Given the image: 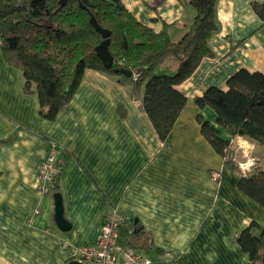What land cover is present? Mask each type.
<instances>
[{
  "label": "crops",
  "instance_id": "crops-1",
  "mask_svg": "<svg viewBox=\"0 0 264 264\" xmlns=\"http://www.w3.org/2000/svg\"><path fill=\"white\" fill-rule=\"evenodd\" d=\"M121 2L156 32L169 25L175 42L196 15L185 0ZM254 2L264 4L217 0L220 30L209 40L214 56L180 86L187 106L164 141L132 78L87 70L71 102L50 121L0 49V264L79 260L81 248L97 244L111 208L122 216L119 246L132 247L147 264L249 262L235 239L252 223L264 227V207L239 189L241 173L227 167L202 134L198 115L217 127L216 116L195 100L213 86L227 90L241 69L264 73V23ZM54 149L58 175L52 192L43 194L38 167ZM55 193L69 231L55 222Z\"/></svg>",
  "mask_w": 264,
  "mask_h": 264
},
{
  "label": "trees",
  "instance_id": "trees-1",
  "mask_svg": "<svg viewBox=\"0 0 264 264\" xmlns=\"http://www.w3.org/2000/svg\"><path fill=\"white\" fill-rule=\"evenodd\" d=\"M185 1L196 15L175 42L169 25L154 31L121 0H0V49L22 72L24 91L36 93L40 114L50 121L71 102L87 70L130 79L139 73L134 94L164 141L187 106L180 86L205 58L214 56L209 40L220 30L217 0ZM252 7L264 23V4L254 2ZM92 18L110 32L107 38ZM105 40L113 57L111 68L96 51ZM172 65L176 69L167 72ZM195 102L215 114L217 127L198 115L201 132L232 169L238 170L231 139L241 137L264 147V73L241 69L228 79L227 90L210 87ZM239 189L264 207V168L241 173ZM235 241L248 255L247 264H264V227L252 223Z\"/></svg>",
  "mask_w": 264,
  "mask_h": 264
},
{
  "label": "built area",
  "instance_id": "built-area-1",
  "mask_svg": "<svg viewBox=\"0 0 264 264\" xmlns=\"http://www.w3.org/2000/svg\"><path fill=\"white\" fill-rule=\"evenodd\" d=\"M133 81L139 80L140 74L134 72ZM246 140L238 137L237 144L245 149ZM247 157V155H246ZM253 158L240 163L239 167L242 175L247 176L248 171L254 165ZM56 150L54 149L38 167V189L43 194H50L56 182L58 171L55 166ZM212 178L218 181L221 178L220 172H213ZM122 216L117 208H111L107 213L103 223L97 244L92 247H83L78 252V257L84 264H147L145 259L138 251L131 247L121 248L118 244Z\"/></svg>",
  "mask_w": 264,
  "mask_h": 264
},
{
  "label": "water",
  "instance_id": "water-1",
  "mask_svg": "<svg viewBox=\"0 0 264 264\" xmlns=\"http://www.w3.org/2000/svg\"><path fill=\"white\" fill-rule=\"evenodd\" d=\"M92 23L95 28L103 34L105 38L110 35V32H106L104 29L100 28L99 25L96 23L95 19L92 18ZM97 54L106 68H111L113 66V57L109 52V41H103L97 48ZM55 200V222L58 228L61 231H69L71 229V224L65 219L64 217V208H63V199L62 196L58 193L54 194ZM68 264H84L79 260H72Z\"/></svg>",
  "mask_w": 264,
  "mask_h": 264
},
{
  "label": "rangeland",
  "instance_id": "rangeland-1",
  "mask_svg": "<svg viewBox=\"0 0 264 264\" xmlns=\"http://www.w3.org/2000/svg\"><path fill=\"white\" fill-rule=\"evenodd\" d=\"M247 144L249 145L247 146ZM247 144L246 146H244L245 149H242L239 144H237L236 142L233 143L234 152L232 158L237 165L238 171L240 173L242 172L240 170L239 164L245 162L247 159L253 158L254 165L251 167L250 171H248V175H250L255 170V168H258L259 166L261 168H264V151L255 149L250 142H248ZM226 166L229 167L228 165ZM229 168L234 171V169H232L231 167Z\"/></svg>",
  "mask_w": 264,
  "mask_h": 264
}]
</instances>
